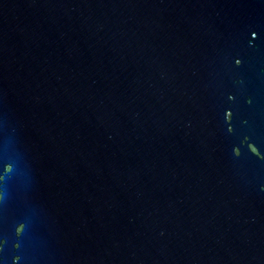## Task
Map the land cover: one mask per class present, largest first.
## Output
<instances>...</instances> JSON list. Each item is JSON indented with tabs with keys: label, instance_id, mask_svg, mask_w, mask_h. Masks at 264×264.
Returning a JSON list of instances; mask_svg holds the SVG:
<instances>
[{
	"label": "water",
	"instance_id": "95a60500",
	"mask_svg": "<svg viewBox=\"0 0 264 264\" xmlns=\"http://www.w3.org/2000/svg\"><path fill=\"white\" fill-rule=\"evenodd\" d=\"M0 264H264V0H0Z\"/></svg>",
	"mask_w": 264,
	"mask_h": 264
}]
</instances>
